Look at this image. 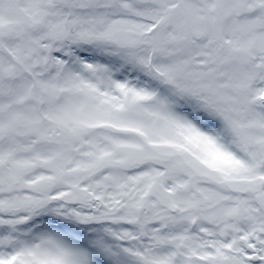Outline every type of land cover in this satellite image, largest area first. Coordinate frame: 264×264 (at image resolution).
Masks as SVG:
<instances>
[{
	"label": "snow or ice",
	"instance_id": "6c2138e0",
	"mask_svg": "<svg viewBox=\"0 0 264 264\" xmlns=\"http://www.w3.org/2000/svg\"><path fill=\"white\" fill-rule=\"evenodd\" d=\"M0 264H264V0H0Z\"/></svg>",
	"mask_w": 264,
	"mask_h": 264
}]
</instances>
